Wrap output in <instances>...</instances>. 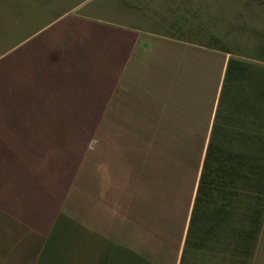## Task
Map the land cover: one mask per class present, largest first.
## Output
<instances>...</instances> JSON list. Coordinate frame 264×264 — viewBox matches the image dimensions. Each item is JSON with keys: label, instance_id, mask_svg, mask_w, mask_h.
<instances>
[{"label": "rangeland", "instance_id": "rangeland-1", "mask_svg": "<svg viewBox=\"0 0 264 264\" xmlns=\"http://www.w3.org/2000/svg\"><path fill=\"white\" fill-rule=\"evenodd\" d=\"M63 13L50 24L57 23L43 34L41 43L17 55L22 65L37 64L39 59L50 64L78 50L90 59L106 58L107 52L111 58L116 46L112 42L117 40L123 43L121 48L137 41L145 46L148 44L143 41H150L148 46L152 48L161 39L207 49L197 43L206 41L210 33L228 44L236 41L241 46L264 39V9L252 0H0V55ZM98 25L124 32L111 31L110 45L93 48L86 42L99 33ZM118 56L115 68L101 58L98 65L91 67V73L85 71L94 76L91 86L117 83L124 63V55ZM20 77L21 80L16 73L9 88L18 91V98L25 85L24 91L29 90L33 99L38 90L27 87L35 83H31L32 79L23 83L24 78ZM99 107L96 104L93 113L77 108L69 123L63 117H50L48 148L37 155L36 164L33 158L27 163L37 171L35 176L39 179L31 185L25 209L27 230L19 228L18 220L23 216H17V204L15 215L8 208H13L9 205L13 200L6 199L18 184L16 168L5 171L0 166V178L9 182L6 189L0 188V264H130L138 258L134 256L136 251H126L123 239L126 224L137 227L136 193L142 176L136 179V175L144 173V166L139 167V172L130 169L126 140L113 137L116 135L109 132L103 119H98L103 113L96 112ZM187 200L177 198L186 211ZM178 230L179 236V227ZM140 244L136 236L129 239L127 247L137 249ZM176 248L170 253H175ZM137 252L141 258L133 264H149V250L142 248ZM253 264H264V225Z\"/></svg>", "mask_w": 264, "mask_h": 264}, {"label": "trees", "instance_id": "trees-1", "mask_svg": "<svg viewBox=\"0 0 264 264\" xmlns=\"http://www.w3.org/2000/svg\"><path fill=\"white\" fill-rule=\"evenodd\" d=\"M252 1L264 9V0ZM56 24L44 25L15 44L18 47L12 45L0 55V166L5 171L16 168L18 184L6 199L13 200L9 204L13 208L8 207L13 214L17 204L16 214L23 216L18 220L22 231L27 230L25 209L31 185L39 181L37 171L27 163L33 158L36 164L37 155L46 152L50 117H63L69 123L77 108L93 113L98 104L96 112L104 110L100 99L104 85L91 86L94 76L85 72L91 73V67L98 65L103 56L90 59L78 50L50 64L39 59L37 64L22 65L17 59L32 45L41 43L43 34ZM114 30L124 32L100 25L99 33L86 43L93 48L107 47ZM112 43L116 45L114 57L109 58L108 52L99 53L105 54L102 62H111L115 68V58L124 55L125 61L133 42H127L123 49L120 40ZM197 44L229 54V59L179 264H253L264 225V39L241 46L236 41L228 44L219 35L210 33L206 41L202 39ZM16 73L20 80L21 75L23 78L27 75L23 83L32 79L35 85L27 88H37V96L32 99L23 85L17 98L18 91L9 88ZM81 73L85 75L80 77ZM74 178L72 174V181ZM8 184L0 178V188L6 189ZM37 197L40 199L41 195ZM16 224L15 221L14 229Z\"/></svg>", "mask_w": 264, "mask_h": 264}, {"label": "crops", "instance_id": "crops-1", "mask_svg": "<svg viewBox=\"0 0 264 264\" xmlns=\"http://www.w3.org/2000/svg\"><path fill=\"white\" fill-rule=\"evenodd\" d=\"M148 45L134 42L117 83L100 90L101 120L113 137L126 140L130 169L139 172L144 166V173L136 175L142 176L136 193L137 227L126 224V251L143 248L149 250V264H177L229 54L174 40ZM177 198H188L187 211ZM136 236L142 245L129 249V239ZM174 243L177 248L171 254ZM136 252L134 256L141 258Z\"/></svg>", "mask_w": 264, "mask_h": 264}]
</instances>
